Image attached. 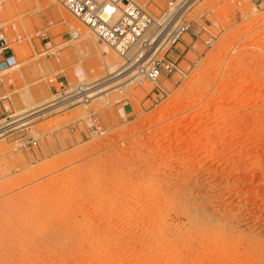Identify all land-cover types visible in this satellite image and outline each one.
I'll list each match as a JSON object with an SVG mask.
<instances>
[{
	"label": "rangeland",
	"instance_id": "1",
	"mask_svg": "<svg viewBox=\"0 0 264 264\" xmlns=\"http://www.w3.org/2000/svg\"><path fill=\"white\" fill-rule=\"evenodd\" d=\"M133 1L158 15L168 0ZM193 2L178 71L41 115L25 129L36 148L0 139V264H264V2ZM62 11L74 17L55 0H0L14 52L0 97L17 114L115 76Z\"/></svg>",
	"mask_w": 264,
	"mask_h": 264
},
{
	"label": "built area",
	"instance_id": "2",
	"mask_svg": "<svg viewBox=\"0 0 264 264\" xmlns=\"http://www.w3.org/2000/svg\"><path fill=\"white\" fill-rule=\"evenodd\" d=\"M55 1L94 33L100 42L114 51L123 62V70H132L135 80L144 79L154 83L179 70L177 60L170 58V54L178 48L184 36L192 29L190 10L194 5V0H168L165 8L158 15L147 11L133 0ZM258 1H260L259 5L264 2V0ZM70 37L72 40H77L79 34L70 33ZM205 44L210 46L212 41L208 40ZM50 82H54V79ZM98 82L90 84L85 80H80L68 86L64 85L61 89V94H65L62 97L64 99L61 100L58 97L56 101L58 99L60 101L55 104L84 94ZM55 92L57 93L56 90ZM78 99L87 102L90 100L89 94ZM12 105L11 95L0 97L2 115L5 114L3 123H0V139L15 134L18 135L17 139L23 140L17 149L36 148L38 142L34 138L25 141L27 139L25 129L30 126L28 125L30 122L41 115H36V110L23 115L17 114L12 110ZM87 119L92 134L104 135L106 133L94 113ZM17 120H19L18 123ZM14 121L16 123L11 124Z\"/></svg>",
	"mask_w": 264,
	"mask_h": 264
},
{
	"label": "bare ground",
	"instance_id": "3",
	"mask_svg": "<svg viewBox=\"0 0 264 264\" xmlns=\"http://www.w3.org/2000/svg\"><path fill=\"white\" fill-rule=\"evenodd\" d=\"M35 1L47 2V0H35ZM62 19H63L64 23H66L68 25L70 23V26H72V27L73 26L78 27L79 25H80V27L83 26V24H81V22H79L78 19H75L74 17L72 18L71 16L63 13V11H62ZM72 27H70L72 34H79V39H80L81 35L79 32V29H75V28L73 29ZM80 31H81V29H80ZM82 38H81V40H85V43L89 42V41H86V39L87 38L90 39V37H87L85 39L84 38L82 39ZM100 45L103 47L102 55H103V57L105 59V63H106L104 66L107 69V71L109 72V76H112V75H115V76L112 78H109V79L107 78L106 80H104V81H102L96 85L91 86V88L87 92H85L84 94H82L80 96H75V97H72V98H69V99L62 101L60 104H53V105L48 106L47 108H43V109L37 111L36 115H45L48 112H50L51 110H54L55 108H57L59 106L69 104V103H72V104L80 103L78 105L82 106V105L89 104L91 102V100L94 98H98L100 100L106 99V98H108V96H110L112 93H114V91H116L117 88L118 89L119 88L120 89L125 88L128 84H130L131 82H133V80H135V76L132 74V70H121L122 68H120V66H119L120 64H118L119 62H117L115 60V58L113 56H111V49L109 47H107L105 44H103L102 42H99V46ZM87 94H89V99H90L89 101L83 102L82 100L78 99L79 97H81L83 95H87ZM18 122H19V120H17V123ZM14 123H16V121L12 122L11 124H14ZM15 125H17V124H15Z\"/></svg>",
	"mask_w": 264,
	"mask_h": 264
},
{
	"label": "crops",
	"instance_id": "4",
	"mask_svg": "<svg viewBox=\"0 0 264 264\" xmlns=\"http://www.w3.org/2000/svg\"><path fill=\"white\" fill-rule=\"evenodd\" d=\"M14 62V52L9 46L0 47V69L10 67ZM9 69V68H8ZM7 69V70H8ZM125 113H129V108L126 107Z\"/></svg>",
	"mask_w": 264,
	"mask_h": 264
}]
</instances>
